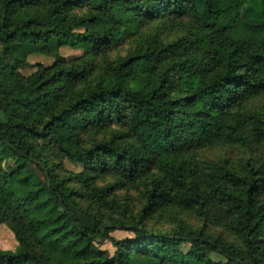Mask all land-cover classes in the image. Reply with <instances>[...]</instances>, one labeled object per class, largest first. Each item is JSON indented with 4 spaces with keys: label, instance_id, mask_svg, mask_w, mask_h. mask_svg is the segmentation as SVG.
I'll list each match as a JSON object with an SVG mask.
<instances>
[{
    "label": "trees",
    "instance_id": "trees-1",
    "mask_svg": "<svg viewBox=\"0 0 264 264\" xmlns=\"http://www.w3.org/2000/svg\"><path fill=\"white\" fill-rule=\"evenodd\" d=\"M1 226L0 264H264V0H0Z\"/></svg>",
    "mask_w": 264,
    "mask_h": 264
},
{
    "label": "rangeland",
    "instance_id": "rangeland-1",
    "mask_svg": "<svg viewBox=\"0 0 264 264\" xmlns=\"http://www.w3.org/2000/svg\"><path fill=\"white\" fill-rule=\"evenodd\" d=\"M130 42L129 40L123 41L121 45H119L117 48L114 49L112 53V57H115L117 54H126L127 48H130ZM61 54L65 56L67 59L78 57L81 55V51L79 50H73V49H68V48H63L61 49ZM54 61V58L51 56H44V55H34L30 58V63L31 65L35 63H43L45 65H49ZM34 70L33 67H28L25 70L22 71L23 74L28 75L30 72ZM34 113L40 116L41 111L40 110H34ZM65 167L69 171H78L79 169L73 165L72 163L65 162ZM121 194L128 193L129 196L131 197V201L134 204V209L135 211H138L141 204L138 202V199L140 197V193L138 189H130L129 191H122L120 192ZM150 225L160 227L163 229H167L166 226L163 224H159V222L155 220H151ZM112 235L117 238V239H125L131 237V234L125 231H115L112 233ZM17 245L15 238L13 234L10 233L9 229L5 226L0 227V248L1 249H14L15 246ZM104 249H108L111 253L113 252V247L111 246L110 243L106 242L105 245L103 246Z\"/></svg>",
    "mask_w": 264,
    "mask_h": 264
}]
</instances>
